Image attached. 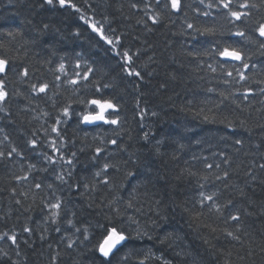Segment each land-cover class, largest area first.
I'll return each mask as SVG.
<instances>
[{
    "label": "trees",
    "instance_id": "1",
    "mask_svg": "<svg viewBox=\"0 0 264 264\" xmlns=\"http://www.w3.org/2000/svg\"><path fill=\"white\" fill-rule=\"evenodd\" d=\"M261 24L264 0H0V264H264ZM94 99L116 124H82Z\"/></svg>",
    "mask_w": 264,
    "mask_h": 264
},
{
    "label": "snow or ice",
    "instance_id": "2",
    "mask_svg": "<svg viewBox=\"0 0 264 264\" xmlns=\"http://www.w3.org/2000/svg\"><path fill=\"white\" fill-rule=\"evenodd\" d=\"M45 2L49 5H51L53 3V0H45ZM59 4L61 6H64L65 4V0H59ZM171 4H172V8L176 9L178 8L179 5V0H171ZM229 6L228 3L224 4V7L227 8ZM240 7L245 8L248 7V5L246 4H242ZM248 15V13H240V12H231V16L236 19V20H240L242 16H246ZM189 27H192L191 25H189ZM95 30V29H94ZM259 36L260 37H264V24H261L258 29H257ZM237 35L243 36L244 33L243 32H238ZM110 43V41H109ZM262 47H264V44L261 45ZM222 57H229L233 60L236 61H242V53L236 49V48H225L223 51H221L219 53ZM125 56L127 57V53H125ZM5 64L6 61L4 60H0V72L5 71ZM63 67V66H61ZM244 67L247 68L248 65L244 64ZM25 75H27V73H24ZM138 75V73H137ZM229 75H231V73H229ZM241 79H244L243 75H241ZM0 84H2V82H0ZM35 88V86H33ZM47 86H41L39 88L40 92L45 91V88ZM6 93L3 91L2 86H0V100H3L5 97ZM91 104L96 105V107L99 109L98 112H96L94 115L93 114H88V115H84L83 120L85 122L91 123L93 121H104L105 123H112V124H116L117 121L116 120H111L108 121L105 119V112L108 109H113L115 106L113 105V103L111 101H101V100H91L90 101ZM65 114L67 115V109H65ZM55 131V129H53ZM113 143H115V141H113ZM237 143H239V141H237ZM97 151L99 152L100 150L97 149ZM105 167L107 168L108 166L105 165ZM129 175H131V173H129ZM37 187H39V185H37ZM206 199H211V197H207ZM53 208H58L59 204H54L52 205ZM232 219H238V217H232ZM25 231H28V229H25ZM229 235H232V233H228ZM10 239H13V241L15 240L14 237H10ZM126 239L125 235L118 232L115 228H111L109 229L108 235L105 238V240L103 241V243L100 244L99 246V251L100 253L104 256V257H108L109 254L113 251V249L120 244L122 241H124ZM71 246V245H70Z\"/></svg>",
    "mask_w": 264,
    "mask_h": 264
},
{
    "label": "water",
    "instance_id": "3",
    "mask_svg": "<svg viewBox=\"0 0 264 264\" xmlns=\"http://www.w3.org/2000/svg\"><path fill=\"white\" fill-rule=\"evenodd\" d=\"M222 59L224 60V61H233V62H237L236 60H233V59H231V58H229V57H222ZM238 62H240V61H238ZM88 114H95V113H88ZM88 114H85V115H88ZM84 117V116H83ZM106 119V118H105ZM102 123H104V121H93V122H91V123H88V122H85L84 120H83V118H82V124L83 125H85V126H88V127H92V126H97V125H99V124H102ZM127 240V238L124 240V241H122L120 244H118L114 249H113V251L109 254V256L111 255V254H113L125 241Z\"/></svg>",
    "mask_w": 264,
    "mask_h": 264
},
{
    "label": "bare ground",
    "instance_id": "4",
    "mask_svg": "<svg viewBox=\"0 0 264 264\" xmlns=\"http://www.w3.org/2000/svg\"><path fill=\"white\" fill-rule=\"evenodd\" d=\"M53 210V209H52Z\"/></svg>",
    "mask_w": 264,
    "mask_h": 264
},
{
    "label": "rangeland",
    "instance_id": "5",
    "mask_svg": "<svg viewBox=\"0 0 264 264\" xmlns=\"http://www.w3.org/2000/svg\"><path fill=\"white\" fill-rule=\"evenodd\" d=\"M99 111V110H98Z\"/></svg>",
    "mask_w": 264,
    "mask_h": 264
}]
</instances>
